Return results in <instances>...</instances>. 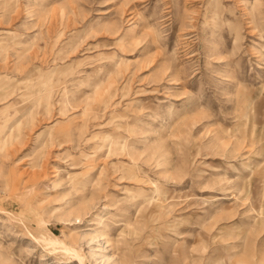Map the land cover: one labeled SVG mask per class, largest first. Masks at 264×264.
Instances as JSON below:
<instances>
[{"label":"rangeland","instance_id":"1","mask_svg":"<svg viewBox=\"0 0 264 264\" xmlns=\"http://www.w3.org/2000/svg\"><path fill=\"white\" fill-rule=\"evenodd\" d=\"M0 264H264V0H0Z\"/></svg>","mask_w":264,"mask_h":264}]
</instances>
